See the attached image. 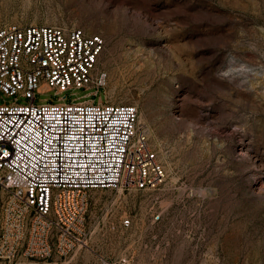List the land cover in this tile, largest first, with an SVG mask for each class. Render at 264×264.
Listing matches in <instances>:
<instances>
[{
    "label": "rangeland",
    "instance_id": "obj_1",
    "mask_svg": "<svg viewBox=\"0 0 264 264\" xmlns=\"http://www.w3.org/2000/svg\"><path fill=\"white\" fill-rule=\"evenodd\" d=\"M4 24L101 34L99 93L137 106L165 166L155 190L88 191L90 247L135 264H264V0H0Z\"/></svg>",
    "mask_w": 264,
    "mask_h": 264
},
{
    "label": "built area",
    "instance_id": "obj_2",
    "mask_svg": "<svg viewBox=\"0 0 264 264\" xmlns=\"http://www.w3.org/2000/svg\"><path fill=\"white\" fill-rule=\"evenodd\" d=\"M105 46L78 27L0 25V264H135L90 247L88 191L155 190L167 172L137 106L99 93ZM73 89L86 92L67 101ZM44 91L58 100L36 102Z\"/></svg>",
    "mask_w": 264,
    "mask_h": 264
},
{
    "label": "bare ground",
    "instance_id": "obj_3",
    "mask_svg": "<svg viewBox=\"0 0 264 264\" xmlns=\"http://www.w3.org/2000/svg\"><path fill=\"white\" fill-rule=\"evenodd\" d=\"M120 191V190H119Z\"/></svg>",
    "mask_w": 264,
    "mask_h": 264
}]
</instances>
